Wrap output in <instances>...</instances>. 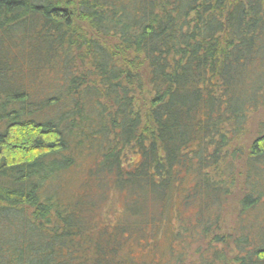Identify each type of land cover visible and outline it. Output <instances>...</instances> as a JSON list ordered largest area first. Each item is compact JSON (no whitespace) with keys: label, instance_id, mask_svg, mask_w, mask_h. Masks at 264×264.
I'll use <instances>...</instances> for the list:
<instances>
[{"label":"trees","instance_id":"trees-1","mask_svg":"<svg viewBox=\"0 0 264 264\" xmlns=\"http://www.w3.org/2000/svg\"><path fill=\"white\" fill-rule=\"evenodd\" d=\"M0 264H264V0H0Z\"/></svg>","mask_w":264,"mask_h":264},{"label":"rangeland","instance_id":"rangeland-1","mask_svg":"<svg viewBox=\"0 0 264 264\" xmlns=\"http://www.w3.org/2000/svg\"><path fill=\"white\" fill-rule=\"evenodd\" d=\"M122 208H123L122 197L120 195L114 194L105 204H103L101 208V218L104 217L107 223L115 222V220H118V218L121 216ZM142 241H143L142 239L137 240L135 238H132L128 242V247L130 249L136 250V251L134 250L135 252L133 254L136 260H141L143 258H146L144 252L140 250L141 247L147 248L149 242L146 243ZM158 244L160 248L163 249L166 245L165 239L162 237L160 240H158ZM157 259H161V258L157 257Z\"/></svg>","mask_w":264,"mask_h":264}]
</instances>
